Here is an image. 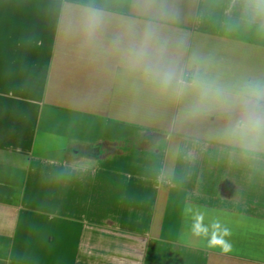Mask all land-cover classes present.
Segmentation results:
<instances>
[{"label": "crops", "instance_id": "1", "mask_svg": "<svg viewBox=\"0 0 264 264\" xmlns=\"http://www.w3.org/2000/svg\"><path fill=\"white\" fill-rule=\"evenodd\" d=\"M144 42L185 79L264 81L241 0H0V264H264V156L221 139L220 101L159 89ZM189 203L232 251L186 237Z\"/></svg>", "mask_w": 264, "mask_h": 264}, {"label": "clouds", "instance_id": "2", "mask_svg": "<svg viewBox=\"0 0 264 264\" xmlns=\"http://www.w3.org/2000/svg\"><path fill=\"white\" fill-rule=\"evenodd\" d=\"M241 12L249 26L264 30V0H241ZM101 23L102 17L90 15L86 21L89 34H93ZM131 56L135 65L162 91L173 93L177 98L193 92L197 97L190 110L193 117L208 110V101H220L229 115L221 139L245 159L264 156V81L250 80L230 89L199 74L185 79L175 67L163 62L152 63L147 42L133 49ZM182 212L190 220L186 237L200 241L209 250L219 249L225 254L232 251V230L221 219L212 218L206 223L207 212L190 203L185 204Z\"/></svg>", "mask_w": 264, "mask_h": 264}]
</instances>
